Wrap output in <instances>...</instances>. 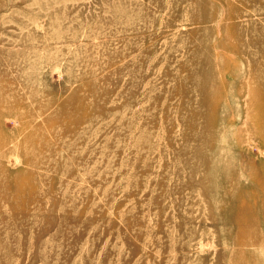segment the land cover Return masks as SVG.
<instances>
[{"label":"rangeland","instance_id":"374dc122","mask_svg":"<svg viewBox=\"0 0 264 264\" xmlns=\"http://www.w3.org/2000/svg\"><path fill=\"white\" fill-rule=\"evenodd\" d=\"M0 264H264V0H0Z\"/></svg>","mask_w":264,"mask_h":264}]
</instances>
